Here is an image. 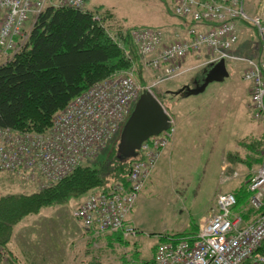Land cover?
I'll return each instance as SVG.
<instances>
[{
    "label": "built area",
    "instance_id": "1",
    "mask_svg": "<svg viewBox=\"0 0 264 264\" xmlns=\"http://www.w3.org/2000/svg\"><path fill=\"white\" fill-rule=\"evenodd\" d=\"M172 12L187 25L173 39L159 29L131 31L133 49L144 66L169 80L182 73L185 59L211 51L214 62L235 60L248 68L244 79L251 86L250 109L264 123V12L251 15L245 0H170ZM86 0H0V58L8 60L23 47L27 24L48 7L81 9ZM249 26L261 46L260 58L236 57L229 53L240 40L238 24ZM193 24V25H191ZM29 34V33H28ZM127 54H129L127 52ZM212 62V63H214ZM143 92L134 74L118 75L96 83L74 99L53 119L47 133L0 128V169L26 175L48 188L92 161L116 137L131 116ZM175 129L146 141L138 151L123 184L107 193L90 195L73 213L74 219L98 236L121 233L135 238L129 225L139 194L151 178ZM19 171V172H18ZM250 206L258 212L246 221L235 213L233 193L219 195L214 212L200 224L196 234L166 237L154 254L155 264H264V159L248 183Z\"/></svg>",
    "mask_w": 264,
    "mask_h": 264
},
{
    "label": "rangeland",
    "instance_id": "2",
    "mask_svg": "<svg viewBox=\"0 0 264 264\" xmlns=\"http://www.w3.org/2000/svg\"><path fill=\"white\" fill-rule=\"evenodd\" d=\"M252 7L256 11L253 15L264 12V0L254 2ZM83 8L104 19V26L111 34L122 28V31L160 29L167 40L173 39L175 33L183 34L182 21L173 14L170 0H88ZM34 22L31 19L27 24V35ZM251 41L249 53L242 54L235 47L229 53L257 61L261 46L254 33ZM134 52L133 67L119 75L132 72L140 91H150L162 103L173 121L175 134L172 145L166 149H171V154L163 165L160 160L129 217V225L137 229V237L128 244L112 241L111 250L96 247L100 264H155L152 257L160 242L172 234L197 232L203 220L214 212L219 195H242L264 159V123L255 120L250 109L251 86L244 79L248 68L245 63L226 60L230 76L221 83H211L204 93L171 96L167 93L184 86L193 87L216 56L206 51L187 58L179 64L180 75L162 81L161 74L146 68L145 60ZM6 61L0 58V64ZM177 140L178 143L174 142ZM119 143L118 136L85 165L102 162L115 147L118 150ZM22 174L0 169V198L30 194L42 185ZM87 198L45 208L39 215L26 218L15 229L20 237L16 241L17 254L13 253L17 257L35 258L25 264H59L61 237L69 239L75 232L87 231L73 216ZM247 200L244 195L241 210L250 207ZM110 235L91 237L94 241H109Z\"/></svg>",
    "mask_w": 264,
    "mask_h": 264
},
{
    "label": "trees",
    "instance_id": "3",
    "mask_svg": "<svg viewBox=\"0 0 264 264\" xmlns=\"http://www.w3.org/2000/svg\"><path fill=\"white\" fill-rule=\"evenodd\" d=\"M103 21L95 12L84 8L48 6L41 13L23 47L12 59L0 65V128L47 133L56 114L74 99L96 83L133 67L132 30L122 31L121 26L122 29L111 34L113 32L108 31ZM184 22L181 28L187 25ZM167 94L175 96L172 92ZM133 162L134 159L121 162L115 147L102 162L96 165L84 163L48 188L40 187L30 194L2 196L0 263L10 264L9 260L11 264L26 263L10 249L15 228L26 218L39 215L45 208L68 205L72 200L109 192L113 186L126 182ZM248 183L242 195L233 194L237 198L235 213L251 221L258 212L251 206L241 210L244 195L250 205ZM170 236L186 237L189 234ZM109 238L111 242L127 244L132 239L121 233L111 234Z\"/></svg>",
    "mask_w": 264,
    "mask_h": 264
},
{
    "label": "water",
    "instance_id": "4",
    "mask_svg": "<svg viewBox=\"0 0 264 264\" xmlns=\"http://www.w3.org/2000/svg\"><path fill=\"white\" fill-rule=\"evenodd\" d=\"M204 73L202 83L195 81L193 87L184 86L172 93L175 96H196L204 93L211 83H221L230 76L225 60L210 64ZM171 126V117L162 103L150 91H144L123 128L118 147L119 160L136 159L146 141L169 131Z\"/></svg>",
    "mask_w": 264,
    "mask_h": 264
},
{
    "label": "crops",
    "instance_id": "5",
    "mask_svg": "<svg viewBox=\"0 0 264 264\" xmlns=\"http://www.w3.org/2000/svg\"><path fill=\"white\" fill-rule=\"evenodd\" d=\"M257 1L258 0H245L246 10L249 14L253 15V13L256 12L254 11V7L252 6H254V2H257ZM27 29H28V26H27ZM238 30H239L240 40L238 44L235 46V49H238L237 51L242 54L249 53L250 49L252 48L251 34L253 33V31L249 26L243 23L238 24ZM179 140L174 141V142L178 143ZM170 146L167 149H169ZM164 154L165 155H163L161 159L162 160L161 165L165 163L166 159L171 154V149L169 151L166 150ZM69 230L72 231L71 228H69ZM196 233L197 232L193 233L191 231L190 233H187V234H189V236H193ZM92 234L93 233H88L87 231L84 233H81V232L79 233L78 231V232L71 234L72 236L69 239L63 238L62 236L60 239L61 243H59V264H69V262H71V264H100L99 255L97 253V251L99 250H97L96 247L102 248V250L104 251L111 250L112 242L111 241H94V239L91 237ZM19 235L20 234H17L15 231L14 236L12 238L11 245H10V249L12 250V252L14 251L15 254H17L15 252V249L17 247L16 241H19L18 240V237H20ZM30 241H33V239L31 238ZM18 259L22 260L23 262H26V261L31 262L35 260V258L33 260L30 258V256L27 257L26 255L24 257L18 256ZM152 261L154 263V257H152Z\"/></svg>",
    "mask_w": 264,
    "mask_h": 264
},
{
    "label": "flooded vegetation",
    "instance_id": "6",
    "mask_svg": "<svg viewBox=\"0 0 264 264\" xmlns=\"http://www.w3.org/2000/svg\"><path fill=\"white\" fill-rule=\"evenodd\" d=\"M204 77H205V73H204V75H203V77L200 79V80H198L200 83H202V80L204 79Z\"/></svg>",
    "mask_w": 264,
    "mask_h": 264
}]
</instances>
